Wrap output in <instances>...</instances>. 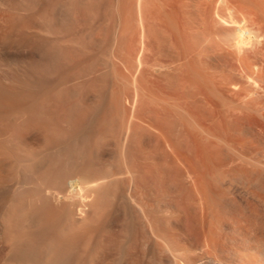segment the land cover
<instances>
[{
    "label": "bare ground",
    "instance_id": "1",
    "mask_svg": "<svg viewBox=\"0 0 264 264\" xmlns=\"http://www.w3.org/2000/svg\"><path fill=\"white\" fill-rule=\"evenodd\" d=\"M10 1H13V0H10ZM32 3L34 2L32 1ZM240 4H238V6ZM24 7H25V3L20 0V3L17 4V6L15 5V8H13L15 10L14 11L15 14H11L6 17H3L4 15H2V17L0 16V22L2 20V23H3V24L0 23V25L2 24V26L9 28V30H13V28L14 29L20 28L23 30V27H25V24H26L24 20L25 17L23 16L24 14H22L23 11L25 10ZM59 10L61 12L64 11V10H61L60 8L58 9V11ZM63 14H60V15L63 17L64 16ZM221 16H223V14ZM140 17H141L140 19L142 20L144 19L142 18V16ZM237 18L239 19L240 16L238 15ZM140 23H141V20H140ZM9 30L8 31L4 30V31H6V33L8 32L7 34H11L14 31L16 32V30L12 32H10ZM17 33H18V30H17ZM4 34L1 36L4 37ZM4 39L5 38H3V40ZM139 43H143V45L145 44L144 42H139ZM140 47H143V46L140 45ZM6 48L7 46H5V49ZM3 50L0 47V69L4 68L3 66L5 65H7L8 67L10 63L13 65L15 62H17L12 57L13 54L8 52V50L7 52ZM142 53L141 55H143ZM160 54L158 56H155L156 58H158L157 60L163 57V56H160ZM136 55L134 57H131L130 55L127 54V56H129L130 58L129 57H127L128 59L124 58L126 62H130L131 66L135 67L134 68L135 71L133 70L132 67L127 66L128 63H126L125 60L122 59L123 56L120 57V54L119 55L113 54L114 58L111 57L110 55V58H113V60L111 59V61L109 62L113 64L111 65L112 68L116 67L118 70L125 69L128 72L131 71L132 69V71L135 73L136 72L138 73L139 72L138 70H140V68H142V64H144V67H146L148 71L151 70L152 72L153 71H156V73L158 72V74H160V77H159L160 79H162V76H163V79H166L164 77L166 76L171 77L172 75H174V73L179 74L178 73L180 72L179 69H181V72H180L181 75L177 77V79L178 78L180 79V82L179 80L177 81L176 79V82L179 84L178 85L179 87L177 86L178 91H180V93L178 92L180 98L178 97V94H177V97H178L177 100L180 99L178 101L179 103H181L180 105L183 108L182 109L180 107L179 111L182 109L180 112L181 113L184 112L185 114H187V116H189L188 113H186L188 109L190 108L187 104L189 103L188 99L191 97L190 96L191 93L189 94L188 92V90H190L189 89L190 87L188 84L189 83L191 84L193 81V84L195 86L193 85L194 91H192L193 90L192 88L191 92L192 94H194L193 95L194 97L192 96L193 98L192 97L191 98L192 100L194 99V101H197L198 99L197 102H201L202 103L201 106H203L202 108H199L201 107L200 103H198L199 104L198 105L192 102V105L194 106L198 105V107H196L197 110L199 109L203 110V111L202 110L196 111V108L193 107V109L195 110L193 114L196 113L197 115H199L198 112L201 113L199 117L196 116V120L199 123L209 118L211 119V121L208 119V121L210 122L209 123L206 121L208 124H212L215 126L217 123L219 124V125H216L218 126V128L219 126H222L221 128H223L228 123L226 127L230 126V128L228 127L227 131L228 129L229 131H233V129L235 128H232L231 124L233 123L236 124L235 122H237V118L239 119V117H240V120L242 119L241 121H243L245 116H241L242 114L243 115H246L247 113L252 114L254 111H255L254 113L257 112L258 114V112L260 111V110L256 111V109L255 108L253 109V107L251 106L252 104L249 102V100H251L252 95L250 99H248L247 95L250 93L253 94V92L251 91V89L247 88L245 85L244 87L246 90L241 89V91L242 92L245 91L246 93L244 94H247L249 90L251 92L249 91L250 93L248 92L247 95H244L246 97L245 98L246 100H243L244 98L242 100L246 101L244 103L245 104L247 103L250 106V108L252 107L250 109V108H247L249 107L248 105L247 107L245 105V108H247L248 111L249 109L250 110L253 109V111L248 112L246 111V109L242 111L243 108L241 107L244 106V103L242 100L241 102L243 105L240 103V101H238L239 102L238 103L236 101V99H238L236 97L237 95L234 94L235 93L234 90L237 89L235 88V86H237L238 84L235 85L236 83L234 82H233L234 84H232V82L230 81L232 80L231 78L232 76L234 75L237 76V73L235 72L236 74H234L233 71L230 72L226 70H225L226 72H224V69H223L224 67H222L221 69L223 71L219 70L220 72L219 74L217 72L218 68L215 70L214 62L209 61L210 60L208 59L209 56H207L208 58L205 57L206 59L202 57V59L203 60L208 59L207 60L208 63L209 62L212 63L211 65L214 66V69L212 68L213 71L211 69V72L208 71L209 69L206 70V68H209L211 65L204 68V66H206L205 63L207 62L206 61L202 62L203 60L200 58L201 55L199 57L196 55V57L193 56L192 58L186 55H183L184 58L187 57L186 59L187 61L190 60L189 58L192 59V62L195 59L194 62L191 63V66L192 64L196 62H197L196 63L197 65H200L199 68H197V70L195 69L196 68L195 66L197 65L194 66L195 67L194 69L196 71L200 69L199 70L200 73L196 72L193 69L195 73L197 74L192 73L194 72L193 70L192 72L189 70L190 73L193 74V76L192 75L186 76V74H188L189 71L187 68L183 66L185 65L184 63L185 60L181 61L183 60L182 57H181V60H179L180 58L179 56L181 55L179 53L177 54L179 56L174 54L177 57L172 55L173 56L172 58L169 57L170 55L165 54L166 59L168 57V59H171V61L166 60V59L163 60L164 57L161 60L165 62H159L153 59L155 62L154 64L158 66V68L156 67L157 70L154 68L156 65L153 64V60H151L152 64L150 63V66H152V68H150L148 62H146L147 61L146 56L145 58L143 57L145 54L143 56H140V55L136 56ZM141 57L145 59V62H143L144 59H142ZM174 57L178 60L177 67L179 65L180 66L179 69L176 68L175 66L176 63L174 64L172 62L175 59ZM217 57H219L218 59L221 60L222 58H224V55L223 57H221V55ZM196 58L198 59L200 64L198 63V61H196ZM132 59H134L133 61L135 63L131 62ZM199 59H201L202 61ZM224 60L225 58L222 59L221 62H224V64L226 65L228 62H226L227 60L226 61ZM167 61H169V64ZM179 61L183 62L184 64L180 65L182 63H180ZM171 62L173 64H170ZM249 62H247L248 65H249ZM146 63L148 64V66H146ZM109 65L107 66V68L109 67ZM170 65L175 66L173 68H175L176 70L178 69L179 71L178 70H177L178 72L176 70L174 71V69L172 68L173 72L172 70H167V71H171L167 73L166 69H169V67L171 69ZM189 65L187 64V67ZM191 66H189V69ZM242 66H243V63H242ZM181 67H183L186 70H184ZM9 68H13V66L12 67L9 66ZM114 68H113V71H114ZM202 68L205 71L203 70L201 71ZM142 70H140L141 73L139 72L141 74V78H138L137 81L135 80L134 86L132 85L130 86L131 88L132 87L135 88V94H133L130 97L125 98L123 95H121L122 93L119 94V92L121 91L118 90L119 91V92L117 91L118 94L115 93L114 94L115 96L112 95V98H111L112 101H110V103L113 102V104H110V103L109 104L112 106V108L114 107L113 109L116 112V115H117L116 117H118L117 120H119V122L117 123L119 124L114 123L116 119H114L115 121L108 119V118H112L111 116L110 117L106 116V113L104 112L107 110V109L105 110V108H108V107H104L106 105L103 106V104H101L100 102H98V104L96 105L93 103L94 107L91 106L93 109L89 107V110L90 109H91L90 111L94 110V112H88L89 111L88 109H85L86 111L77 110V105L81 106L84 104H81V102L80 103L78 102V104L76 105L77 102L72 104L71 101L69 103V99L67 98L70 92L66 95L65 93L66 91L63 89L66 86L64 84L68 83L69 81L66 78H60L57 81L58 86L64 85L62 89L65 92L62 89H61L62 91L59 89L61 91L60 92L61 95L59 94V90H58V93L57 92L56 93L60 96L55 94V97L53 95L50 97L48 95H45L46 97H43L44 94H47V92L43 93L41 91L43 93L42 94L39 88L38 91L36 90L37 93H35L34 92L35 90L33 91L32 87L30 86L31 87L30 88L26 84L27 82H24V80H22V78H24V75H25L24 74L22 77V73L26 72V70L24 72L23 67L22 68L19 67V71L21 73L18 71H15V74L19 75V78H21L22 81L19 80L15 74L10 75L9 72L11 71L6 72L7 74H9V75H6L4 73L5 71L3 72L1 70L2 72H0V264H264V220H262L264 219V217L260 218L257 211L254 210V206L250 205L246 201L248 205L253 206L254 212L251 209L252 207L248 206L246 203H245V206H246L245 208L240 207V206H243L240 204L239 208L241 209V211H243L242 212L243 215L240 216L241 218L240 217L237 218L239 214L236 213L237 215L236 216L235 212L237 210L236 207L239 205V203L237 204V206H235V203H237L238 200L236 199V197L233 198L234 194H236V192H239V191L241 193H244V195L249 194L250 192L249 188H251L252 187L251 185L253 184H258L262 188V189L260 188V191L264 190V142L259 137L260 139L259 144H258L259 147L256 146L257 142L255 144V141L258 138L257 137L256 139L254 138L255 140L253 141L254 142L253 144V142L250 140L251 137L248 136L250 131L247 133V131L249 130V126L244 127L245 124L243 125V127L244 129L248 127L247 128L248 130H246L247 134L244 132L245 130L243 131V133L241 132L242 134L245 133L244 134L245 137L242 135L244 138L240 142V140H238V138L236 139L234 135L232 137V134H236V133H232L228 131L230 134L232 133L231 137H229L230 136L229 134L228 139H226L228 135V133L226 132L227 133L226 135L224 136L220 135L222 139H224V137L226 136L225 137L226 140L225 139L222 140L217 135V133L219 134V131H215L216 132L215 134V132H213L212 130V129L218 130L216 126L215 127L212 125L206 126L205 124H203V122L195 125L197 121L193 120L195 122L194 124L195 129H196L195 131H198L197 129H199L201 133L200 134L198 132L197 134L199 135L195 134L193 137L197 141L201 138L202 140L205 141L207 146H209L212 149L206 147L205 143L204 142L202 143V140L201 142L200 140L198 142H195L194 140L195 143L192 142V144L193 143L194 144L200 143V145L202 144L201 145L202 149H203V146H205L207 149L210 150V153H215L214 156L218 154L220 155L223 154L224 150L222 151V153H219V150L221 148L222 149L227 148L226 150L229 152V155H226L227 151L225 150L226 152L224 154L225 156L223 155V162L221 160L222 158L220 155L219 156L221 159L219 158V156L218 158L221 161L219 159H214L216 163L215 162L213 163V160L211 161L209 159V158L213 159L214 157L213 155H211L213 157L210 156L209 158L204 156L205 159L208 158V161L212 162L211 166L209 165L210 168L208 167L209 170L208 168H206L207 170L205 171L204 167L202 168L201 166V158L199 161V153H200L199 147H196L194 145H192V149L190 147L191 145H190L189 140L191 136H189L190 133L186 129L185 127L186 125H184L185 123L182 121V119L186 117L185 114L184 113L179 114L180 115L179 118L181 119L179 118L173 119V116L171 115L170 111L171 109H173L174 105L170 104L169 106H171V108H169L168 104L170 103L169 102L170 100L167 98L165 100L163 96L162 97L164 99H162V101H158V103L161 102V104L159 103V105L161 106L156 104L157 108L154 107L155 109H158L156 110L157 114H154L152 112L154 115H157V116L153 117L154 115H152L153 120L151 119L152 118L151 116H150V119L153 121V123L154 121L159 122V123L157 122L156 125L160 124V127L164 130L165 135L161 133L163 130L161 131L160 127H158L159 129L156 128L157 130H160L159 132L161 134V135L155 134L157 137H154V135L153 137L152 135L149 136L150 135V134L148 135L149 132L146 134L144 133L143 135L140 134L144 132L143 130H141L140 126H137L140 124V123L138 124V122L142 120V118L141 119L138 118L139 117L138 114L140 112L139 109L142 108L143 106V102H141L142 105H140L141 104L140 101L142 97H145L144 99H146L148 97L147 94L151 95L152 94L151 92L153 91V90L151 91V89L156 87L155 82H158V80L160 81V79L152 76L154 77L153 79L154 82L153 80H149L150 82L147 83L148 80L145 81V79L142 78V74H144L145 69L143 73H142ZM164 70L166 71L167 75L164 74ZM101 71H99L98 69V71L96 72L98 75L97 78L101 77L100 76ZM132 71L130 73H132ZM223 72L224 74L225 73L227 74L226 77L224 76L225 78H227L228 73L229 74L233 73V74L232 76L231 74L229 75L231 76L230 77L231 79H229V82H226L227 79L225 80V78L222 77L224 78L223 82L225 80V83L223 85H220V82H222V80L220 81L219 80L220 77L218 78L217 75L219 74V76H222ZM162 73L164 75H162ZM183 73L185 74L184 76L182 75ZM158 74L156 75L159 76ZM13 75L15 76L13 77ZM174 76L172 77L174 78ZM189 76L196 78V80L194 78L192 79V77H189ZM172 77L171 78L167 77L166 81L164 80L163 82H161L162 81L161 80L160 82H158V86L160 88L158 89L157 88L158 86L156 88L160 91L161 89L163 91L164 89L166 90L168 87H170L169 86L170 83L168 84V87L165 84H167L169 81H171V84H172V80H170L172 79ZM187 77L190 79L189 80L190 82H188ZM241 77L243 78V75ZM245 78L247 80V77H244V79ZM248 78L250 79L249 76ZM139 79L140 81H138ZM115 80H112V81H115ZM205 80L206 81L208 80L207 84ZM218 80L220 81L219 83H218ZM235 80L236 79H234V81ZM98 81H101V80H98ZM249 81L254 82L251 79ZM118 82L120 83V80ZM142 82L144 83L142 84ZM195 82L197 83V85H199V87L196 86ZM209 82H211V84ZM159 83L160 84L163 83L164 85L162 84L161 86L159 85ZM139 84L141 85L149 84L151 85V87L148 85V87L150 88L147 87V89H144L146 88V85L145 87L144 86L141 87ZM152 84L155 86L152 87ZM226 85H227V88H226ZM116 86L118 85L116 84ZM195 87L198 89L197 92L195 91L196 90ZM148 89L150 90V92L148 91L149 93L146 92ZM239 90L238 92H240ZM261 90H262V87H261ZM72 93L75 94L74 91ZM169 94H171V92ZM237 94L239 97V93ZM241 95H243V93ZM154 96H152V98L153 100L156 101L158 99L156 98L157 94L155 96L156 99H154ZM47 97H49V99H47ZM51 97L53 98L58 97V98H56V100L54 101V100H50V99H53ZM77 97H80V95ZM100 97L101 96L96 97V98H100ZM234 97L236 98L234 99ZM171 98L172 100L175 99L172 96ZM42 99L43 101H41ZM45 99H47L48 101H46ZM144 99L142 101H144ZM159 100H161V98ZM186 100L188 101V103ZM174 101H176V99L173 100V102ZM102 103L104 102L102 101ZM139 105L141 107H139ZM137 107H138V111H136ZM257 107L263 108L259 105ZM126 109L130 111V114H129L128 120L124 121L122 119V116L126 114L125 113L127 112ZM262 110L264 109H261L260 113H262ZM237 111H238V114L240 112L239 117L237 116L238 115ZM245 111H246V114H245ZM136 112H138V114ZM167 112H169L170 115L167 114ZM202 112L205 113V116L207 115L208 117L204 116L203 119H201L200 121L197 118H200L202 115H204L202 114ZM87 113H95L96 117L93 120L88 119L89 121L83 124L82 123L83 119H85V116L87 115ZM251 114H247L249 118L251 117L250 120H252L253 118ZM47 115L50 117L48 122H46L48 118L46 117V120H45V117H44ZM181 115L183 116V118ZM263 115H264V112L262 113V116ZM41 116L44 117L42 120H41L42 118ZM257 116L259 118V116L261 115H257ZM194 117H195V114H194ZM246 117H245V122H247L246 120L250 121L249 119H246ZM223 119L227 121L226 124H224L225 121H223ZM262 119L264 120V118ZM43 120H45V122ZM215 120H217V122ZM229 120L232 121L233 123L229 122ZM111 121L113 123H111ZM221 121L222 123L224 122L222 125L220 124ZM229 123L231 124L229 125ZM261 123L262 122H260V126L262 128L264 125L262 124L263 125L262 126ZM113 124L114 126L116 125L117 126L113 127ZM191 124L189 125L192 127ZM234 124L233 126L236 127L237 125H234ZM152 126L154 125L152 124ZM196 126L198 128H196ZM243 127L241 128L242 130H243ZM236 129L234 130V132H236ZM262 129H260V131L264 132V130ZM155 131L156 130H154V132ZM172 131H176V133L175 132L173 133ZM263 132L262 134L259 132V136L261 134V137L262 135L264 137ZM196 137H199V138L197 139ZM237 140L239 143H237ZM151 142L153 144V147H155V152L153 154L152 153L147 154V152H145L142 149H146L147 147L146 148L144 147L148 146V143L151 144ZM174 143L178 144V149L180 148L179 151L182 149L183 153L184 152L189 153L191 152V150H193L196 156L194 157L196 158L194 160H196L198 163L200 162V164H198V167H197L198 170L196 169L192 171H190L189 169L187 170L188 166L190 167V169L192 168L194 169V167L197 166V164L195 166L188 165L187 163L188 160L186 158L187 156H185V153L184 155L182 154L183 156L180 155L182 151L179 152L178 149L176 153L175 152L176 149H174L175 148ZM219 144H223L226 147L225 146L223 147L222 145L219 146ZM142 146L143 148L141 149ZM193 146L194 148L196 147L195 151H194ZM253 146H254V149L255 147H257L256 148L257 150L255 149L256 151L253 149ZM168 147L170 149H168ZM238 147H241V148L238 149ZM213 148H214V151L216 150V152H212ZM172 151L176 153L177 157H181V158H177L175 155H174L175 157L172 156L174 154ZM202 155L200 153V156ZM226 156H227V159H226ZM173 157L175 158V160L178 159L176 161L182 162L183 163V164L181 163L182 165L186 164L187 167L181 166L179 162H178L179 164H177L176 161H175L176 164L179 166L177 165H176L177 167L174 166L172 163L174 159ZM215 158H217V156H215ZM147 162H149L150 165H147L146 164ZM143 163L146 164L147 167L146 166L145 167L147 171L145 170V167L142 166ZM155 164H158L159 167H157ZM171 171L173 173L175 171L174 175ZM182 171H185L186 174L183 175L181 173ZM176 173L177 175H175ZM188 174H190L191 176ZM182 175L187 176L185 177L187 178V181H188V182L186 181L187 183H183L185 182V179ZM175 176L176 178H173ZM181 177H183L182 180L184 181H181ZM148 179H150L151 181L152 180L155 181V179L156 180L158 179V180L157 182H154V181L149 182L150 180ZM206 179H209V180H206ZM208 182L212 184V186L208 184ZM239 184L242 185V188ZM157 188H159V190H157ZM163 189H166L164 191L167 192L168 195L173 194L175 197L174 198L171 197L168 200H164L165 198L163 200L162 199L160 200V199L151 198V196H149V195H152V192H155V190H157L158 193L161 190L164 194ZM240 194L238 195L240 196ZM228 196L229 197L231 196L230 199L228 198ZM153 197L155 196L153 195ZM263 197L261 196L260 199L262 200ZM256 201H259V203L261 204L260 205L261 207L264 206L263 200L260 201L258 199ZM232 202L233 203L235 202V203L233 204ZM184 204L188 205L189 208ZM233 205L236 210H234V207L232 208ZM187 208L189 209L188 213L191 212L190 209L194 213L193 218L192 217L188 218V215L186 213ZM231 208L234 211H232ZM239 213L241 214V212ZM173 214L176 216V218H177V215H179L181 219L178 217L179 219L173 220L175 218ZM180 215H182V217ZM171 216L173 217V219ZM259 218L261 220H259ZM181 221L184 224L189 223V225H193L194 230L192 228L191 229L184 228L182 231L180 226H182L183 224L181 223ZM176 226L180 227V230H178Z\"/></svg>",
    "mask_w": 264,
    "mask_h": 264
},
{
    "label": "rangeland",
    "instance_id": "2",
    "mask_svg": "<svg viewBox=\"0 0 264 264\" xmlns=\"http://www.w3.org/2000/svg\"><path fill=\"white\" fill-rule=\"evenodd\" d=\"M16 1V2H15ZM13 0V1H10V0H0V16L2 17V15H4L3 17H6V16H9V15H11V14H15V10L13 9V8H15V5L17 6V4H19L20 3V0ZM21 1H23L24 3H25V7H24V11H23V13L22 14H24L23 16L25 17L24 18V20H25V22H26V24H25V27H23V30L22 29H20V28H13V30H9V28H7V27H4V26H2V20H1V22L0 23H2L1 25H0V39H1V41H0V47L2 48V50H3V48H4V50L7 52V50H8V52H10L11 54H13L12 55V57L17 61V62H15L13 65L10 63L9 65H8V67H7V65H5V66H3L4 68H1L0 69V72H4L6 75H9V74H7L6 72H9V71H11V72H9L10 73V75H12V74H15V71H18V72H20L19 71V67H23V70H24V72H25V70H26V72L25 73H22V77H23V75H24V78H22V80H24V82H27L26 84L30 87H32V90L35 92V93H37V91H38V89L40 90V92L42 91L43 93L45 92H47V94H44V96L43 97H46L45 95H48L49 97L50 96H54L55 97V94H57L58 93V90L60 89H62L63 87H64V85H66L67 87L69 86V84H70V86L67 88L66 86L62 89L65 93H66V95L68 94V98L67 99H69V103H70V101H71V103L72 104H74V103H76V105L78 104V102L80 103L81 102V104H84V105H81V106H79V105H77V110H85V109H88L89 110V107H91V106H93L94 107V104L96 105V104H98V102H100L101 104H103V106L104 105H106V106H104V107H108V108H105V110L106 111H104L105 113H106V116H108V117H112V118H108V119H111V120H114V119H116V121L114 122L115 124L117 123V122H119V120H117V118L118 117H116L117 115H116V112L114 111V107L112 108V106L110 105V104H113V102L112 103H110V101H112L111 100V98H112V95H114L115 93L116 94H118L117 93V91L119 90V91H121V92H119V94H121V95H123L125 98L126 97H130V96H132L133 94H135V88L134 87H130L131 85L132 86H134L135 85V80L137 81V79L138 78H141V72H140V70H142L143 68L145 69V72H144V74H142V78H144L145 79V81H147V83L148 82H150L149 80H153L154 79V77L155 78H158V79H160L159 77H160V74H158V72L156 73V71H153V72H155V73H153L151 70H149L148 71V69L146 68V67H144V64H142V68H140V70H138L139 72L136 74L135 72H133L132 71V69H131V71H132V73H130L131 71H126L125 69H123V70H118L116 67L114 68V71H113V68H112V66L111 65H113L111 62H109V61H111V59L113 60V54L115 55V54H117V55H119L120 54V57L121 56H123V60H125L127 57H129V56H127V54L128 55H130L131 57H134L136 54L137 55H140V56H143L144 54V58H145V56H146V62H148V64H149V66H150V63L152 62L151 60H153V59H155V61L158 59V58H156L155 56H158L160 53L161 54H163V55H161L160 54V56H163L164 57V59H163V57L162 58H160L159 60H157V61H159V62H165V61H163V60H165L166 59V55L165 54H168V55H170L169 57L170 58H172L173 56H175V55H177L178 53L179 54H181L180 56L179 55H177V56H179L180 58H179V60H181V57H182V59L183 60H181V61H184L185 60V65H183L184 63L183 62H180V63H182V64H180V65H183L185 68H187L188 69V71L190 70L191 72H192V70L195 68L196 70H197V68H199V66L200 65H197L196 63V61H198V57L201 55V59H202V57L203 58H208L207 56H209V58L208 59H210L209 61H212V62H214V64H215V70L217 69L218 71V73L220 74V72H219V70H222L221 68L222 67H224L223 69H224V72H226V71H233V73L234 74H236L237 73V76L236 75H234V76H232V74H231V76H229L230 74L228 73V76H229V78H228V76H227V78H225L226 77V73L224 74V72H223V74H222V76H219V74L217 75L218 76V78L220 77V81L222 80V82H223V79L225 78V80H226V82H229V79H231L232 78V80H230L231 82H232V84H234V83H236L235 85H237L239 88H240V90H239V88L237 87V86H235V88H237L236 90H234L235 91V95H237L236 97L238 98V99H236V101L238 102V101H240V103L242 104V102H241V100L243 99V100H246L245 98V96L244 95H247L248 94V92L250 91H248L247 92V94H244V93H246L245 91L244 92H242L241 91V89H244V90H246L245 89V87H244V85L247 87V88H249V89H251V91L253 92V94L252 93H250V94H248L247 95V97H248V99H250L251 98V95H252V98H251V100H249V102L252 104L251 106L253 107V109L255 108L256 109V111L258 110H260L261 111V109H264V5H262V4H264V0H245V1H243V0H21ZM32 1L34 2V3H32ZM120 1H122V2H120ZM138 1V2H137ZM204 1V2H203ZM219 1H221V2H219ZM225 1V2H224ZM233 1V2H232ZM249 1V2H248ZM56 2V3H55ZM79 2V3H78ZM99 2V3H98ZM230 2H231V4H230ZM235 2V3H234ZM255 2H256V4H255ZM2 3H3V5H2ZM40 3V4H39ZM241 3V4H240ZM253 5H252V4ZM57 4V5H56ZM113 4V5H112ZM122 4V5H121ZM230 4V5H229ZM238 4H240L239 6H238ZM11 5H12V7H11ZM62 5V6H61ZM224 5H226V6H224ZM256 5V6H255ZM220 6V7H219ZM245 6V7H244ZM88 7V8H87ZM99 7V8H98ZM205 7V8H204ZM226 7V8H225ZM241 7V8H240ZM250 7H251V9H250ZM256 7V8H255ZM61 9V10H64L63 12H61L60 10L58 11V9ZM63 8V9H62ZM230 8V9H229ZM246 8V9H245ZM258 8V9H257ZM92 9V10H91ZM139 9V10H138ZM154 9V10H153ZM163 9V10H162ZM234 9V10H233ZM237 9V10H236ZM160 10V11H159ZM207 10V11H206ZM239 10V11H238ZM247 10V11H246ZM263 10V11H262ZM3 11V12H2ZM58 11V12H57ZM125 11V12H124ZM173 11V12H172ZM202 11V12H201ZM209 11V12H208ZM212 11H213V13H212ZM230 11V12H229ZM233 11H234V13H233ZM252 11V12H251ZM10 12V13H9ZM25 12V13H24ZM61 12V13H60ZM164 12V13H163ZM215 12H217V13H219V14H217V13H215ZM229 12V13H228ZM236 12V13H235ZM261 12H262V14H261ZM58 13V14H57ZM64 13V14H63ZM105 13V14H104ZM112 13V14H111ZM135 13V14H134ZM139 13V14H138ZM142 15H141V14ZM166 13V14H165ZM205 13V14H204ZM215 13V14H214ZM244 13V14H243ZM246 13V14H245ZM249 13H250V15H249ZM257 13V14H256ZM60 14H63L64 16L62 17ZM67 16H66V15ZM144 14V15H143ZM147 14V15H146ZM208 14V15H207ZM212 14H213V16H214V18H213V16H212ZM223 14V16H221ZM229 14V15H228ZM260 14V15H259ZM59 15V16H58ZM147 17H146V16ZM219 15V16H218ZM225 15V16H224ZM230 15H232V16H230ZM234 15V16H233ZM238 15L240 16V18L238 19L237 17H238ZM243 15V16H242ZM252 15H254V16H252ZM137 18H136V17ZM140 16H142V18H144L143 20L142 19H140L141 17ZM144 16V17H143ZM166 16V17H165ZM237 16V17H236ZM63 19H62V18ZM209 17V18H208ZM226 17V18H225ZM251 17V18H250ZM256 17V18H255ZM65 18V19H64ZM74 18V19H73ZM96 18H98V19H96ZM211 18V19H210ZM225 18V19H224ZM244 18V19H243ZM258 18V19H257ZM138 19V20H137ZM219 19V20H218ZM222 19V20H221ZM224 19V20H223ZM140 20H141V23H142V21H143V23L141 24L140 23ZM177 20V21H176ZM204 22H203V21ZM212 20V21H211ZM218 20V21H217ZM36 21V22H35ZM136 21V22H135ZM207 21V22H206ZM211 21V22H210ZM220 21V22H219ZM261 23H260V22ZM39 22V23H38ZM177 22V23H176ZM215 22V23H214ZM234 22V23H233ZM253 22V23H252ZM44 23V24H43ZM54 23V24H53ZM129 23V24H128ZM176 23V24H175ZM206 23V24H205ZM209 23H211V24H209ZM36 24V25H35ZM120 24V25H119ZM121 24H123V25H121ZM131 24V25H130ZM140 24V25H139ZM257 26H256V25ZM261 24V25H260ZM39 25V26H38ZM226 25V26H225ZM260 25V26H259ZM263 25V26H262ZM115 26V27H114ZM187 26V27H186ZM100 27V28H99ZM108 27V28H107ZM125 27V28H124ZM144 27V28H143ZM259 27V28H258ZM4 28V29H3ZM7 28V29H6ZM122 28H123V30H122ZM233 28V29H232ZM20 29V30H19ZM28 29V30H27ZM49 29V30H48ZM133 29V30H132ZM141 31H140V30ZM146 29V30H145ZM225 29H226V31H225ZM229 29V30H228ZM4 30H6V31H10V32H12V31H14V30H16V32L14 31V32H12L11 34H7L6 33V31H4ZM17 30H18V33H17ZM231 30V31H230ZM235 30V31H234ZM2 31H3V33H2ZM108 31V32H107ZM114 31V32H113ZM117 31V32H116ZM144 31V32H143ZM147 31V32H146ZM9 32V33H10ZM21 32V33H20ZM122 32V33H121ZM134 32V33H133ZM203 32V33H202ZM236 32V33H235ZM4 33H6V34H4ZM13 33H14V35H13ZM16 33V34H15ZM23 33V34H22ZM144 33V34H143ZM147 33V34H146ZM4 34V37L3 36H1V35H3ZM146 34V35H145ZM12 35H13V37H12ZM16 35H17V37H16ZM51 35V36H50ZM125 35V36H124ZM136 35V36H135ZM142 35V36H141ZM219 35V36H218ZM232 35V36H231ZM238 35V36H237ZM95 36V37H94ZM145 36V37H144ZM147 36V37H146ZM217 36V37H216ZM240 36V37H239ZM9 37V38H8ZM214 39H213V38ZM3 38H5L6 39V41H5V39L3 40ZM90 38V39H89ZM119 38V39H118ZM123 38V39H122ZM143 38V39H142ZM234 38V39H233ZM121 39H122V41H121ZM125 39V40H124ZM149 39V40H148ZM210 39V40H209ZM218 39V40H217ZM3 40V41H2ZM11 40V41H10ZM16 40V41H15ZM56 40V41H55ZM140 40H142V41H140ZM144 40V41H143ZM148 40V41H147ZM214 40H216V41H214ZM243 41V43H242V41ZM7 41H9V42H7ZM18 41H19V43H18ZM25 41V42H24ZM65 41V42H64ZM96 41H97V43H96ZM102 41V42H101ZM117 41V42H116ZM128 41V42H127ZM238 41V42H237ZM7 42V43H6ZM22 42V43H21ZM93 42H94V44H93ZM100 42V43H99ZM130 42H132V43H130ZM139 42H144L145 44L143 45V43H139ZM237 42V43H236ZM5 43H6V45H5ZM9 43V44H8ZM12 43V44H11ZM95 43H96V45H95ZM117 43V44H116ZM126 43V44H125ZM137 43V44H136ZM218 43V44H217ZM8 44V45H7ZM11 44V45H10ZM21 44V45H20ZM123 44V45H122ZM149 44V45H148ZM215 44V45H214ZM20 45V46H19ZM79 45V46H78ZM84 45V46H83ZM95 45V46H94ZM120 45V46H119ZM129 45V46H128ZM140 45L141 46H143V47H140ZM240 47H239V46ZM5 46H7V48L5 49ZM22 46V47H21ZM68 46V47H67ZM92 46V47H91ZM119 46V47H118ZM147 46H149V47H147ZM13 47V48H12ZM17 47V48H16ZM52 47V48H51ZM97 47V48H96ZM126 47V48H125ZM133 47V48H132ZM136 47V48H135ZM200 47V48H199ZM215 47V48H214ZM15 48V49H14ZM22 48V49H21ZM57 48V49H56ZM117 48V49H116ZM120 48V49H119ZM143 48V49H142ZM224 48V49H223ZM151 49V50H150ZM220 49V50H219ZM245 49V50H244ZM3 50V51H4ZM84 50H85V52H84ZM217 50V51H216ZM222 50H224V51H222ZM120 51V52H119ZM140 51V52H139ZM149 51V52H148ZM199 51V52H198ZM127 52V53H126ZM132 52V53H131ZM139 54H138V53ZM143 52V53H142ZM221 52V53H220ZM72 53V54H71ZM85 53V54H84ZM119 53V54H118ZM130 53V54H129ZM141 53L143 54V55H141ZM217 53H219L220 55H221V57H223V55H224V58H225V60L224 61H226V62H228L226 65L224 64V62H221V60L222 59H224V58H222L221 60L220 59H218L219 57H217V56H220L219 54H217ZM227 53V54H226ZM235 53V54H234ZM21 54V55H20ZM92 54V55H91ZM175 54V55H174ZM223 54V55H222ZM109 55V56H108ZM110 55H111V57H113V58H110ZM125 55V56H124ZM136 55V56H137ZM153 55V56H152ZM173 55V56H172ZM183 55H186V56H188V57H193V56H195L196 57V55L198 56L197 58H196V63H194V64H192V66H191V63H193L194 62V60H193V62H192V59L191 58H189L190 60H191V62H190V60L189 61H187L186 59H187V57L186 58H184L183 57ZM229 55V56H228ZM177 56H175V57H177ZM215 56V57H214ZM242 57V59H241V57ZM51 57V58H50ZM143 57H141L142 59H144ZM174 57V58H175ZM239 57V58H238ZM110 58V59H109ZM125 58V59H124ZM130 58V57H129ZM205 58V59H206ZM217 58V59H216ZM232 58V59H231ZM128 59V58H127ZM161 59H163V60H161ZM201 59H199V60H201ZM201 60L202 62H204V61H206L207 63H205L206 64V66H204V68L205 67H208V66H210L212 63H208V59L207 60ZM240 59V60H239ZM244 59V60H243ZM105 60V61H104ZM131 60V59H130ZM129 60V61H130ZM134 59H132V61L131 62H134L133 61ZM166 60H169V61H171V59H168V57H167V59ZM173 60V59H172ZM217 60V61H216ZM220 60V61H219ZM128 61V60H127ZM143 61V60H142ZM169 61H167L168 62V64H169ZM174 61H176V62H174ZM174 61H172L174 64H175V66H176V68H178L179 69V65H178V67H177V59L175 58L174 59ZM187 61V62H186ZM238 61V62H237ZM242 61V62H241ZM250 61V62H249ZM262 61V62H261ZM109 62V63H108ZM125 62H126V60H125ZM143 62H145V59H144V61ZM158 62V63H159ZM170 63V64H173V63ZM225 62V63H226ZM239 62H241V63H239ZM247 62H249V65H250V67H249V65L247 64ZM4 63V62H3ZM16 63H17V65H16ZM39 63V64H38ZM45 63V64H44ZM126 63H128L127 64V66H130V67H132L133 68V70H134V68L135 67H133V66H131V64H130V62H126ZM135 63V62H134ZM155 62H154V60H153V64H154ZM157 63V62H156ZM198 63H199V61H198ZM242 63H243V66H242ZM5 64H7V63H5ZM60 64V65H59ZM92 64V65H91ZM104 64H105V66H104ZM107 64V65H106ZM110 64V65H109ZM148 64L146 63V66H148ZM152 64V63H151ZM187 64L189 65V66H191V67H193V68H191L190 67V69H189V66L187 67ZM200 64V63H199ZM204 64V65H205ZM209 64V65H208ZM221 64V65H220ZM4 65V64H3ZM22 65V66H21ZM52 65V66H51ZM66 65V66H65ZM91 65V66H90ZM109 65V67L107 68V66ZM133 65V64H132ZM135 65V64H134ZM154 65H156V64H154ZM154 65H153V67H154ZM195 65H197V66H195ZM223 65V66H222ZM225 65V66H224ZM252 65V66H251ZM262 65V66H261ZM9 66H13V68H9ZM17 66V67H16ZM45 66V67H44ZM65 66V67H64ZM111 66V67H110ZM171 66V65H170ZM175 66H171V69H170V67H169V69H166V71L167 70H172V72H173V69H174V71L176 70L175 68H173V67H175ZM195 66V67H194ZM203 66V65H202ZM217 66V67H216ZM220 68H219V67ZM258 66V67H257ZM5 67H7V68H5ZM30 67V68H29ZM62 67V68H61ZM158 68V66L156 65L154 68L157 70V68ZM260 67V68H259ZM9 68V69H8ZM14 68H15V70H14ZM16 68H17V70H16ZM90 68V69H89ZM150 68H152V66H150ZM173 68V69H172ZM181 68H183V67H181ZM214 69V66L213 65H211L209 68H206V70L207 69H209L208 71L209 72H211V69ZM6 69V70H5ZM98 69H99V71H101V74H100V76L101 77H99V78H97V71H98ZM111 71H110V70ZM144 69L142 70V73H143V71H144ZM154 69V70H155ZM177 69V70H178ZM184 69V68H183ZM182 69V70H183ZM194 69V70H195ZM213 69H212V71H213ZM251 69V70H250ZM2 70V71H1ZM34 70V71H33ZM86 70V71H85ZM92 72H91V71ZM107 70V71H106ZM116 70V71H115ZM159 70V69H158ZM176 70V71H177ZM180 70V72H181V69H179ZM178 70V71H179ZM184 70H186V69H184ZM183 70V71H184ZM193 70V71H194ZM195 70V71H196ZM199 70L200 69H198V71H196V72H198V73H200L199 72ZM205 71L203 68L201 69V71ZM226 70V71H225ZM63 71H64V73H63ZM113 71V72H112ZM135 71V70H134ZM150 71H151V73H150ZM166 71L164 70V74H166ZM177 71V72H178ZM182 71V72H183ZM187 71V72H188ZM190 71L188 72V74H186V76L187 75H192L193 76V74H191L190 73ZM195 71L194 72H192V73H195ZM208 71H206V72H208ZM223 71V70H222ZM261 71H262V73H261ZM168 72H171V71H167V73ZM176 72V73H177ZM180 72H178L179 74H175L174 73V75L176 76V78H175V76L174 75H172V76H174V78L172 77V79H170V80H172V84H171V81H169L167 84H165V85H167V87H168V84H169V86L170 87H168L169 88V90H168V88L165 90L164 89V91L161 89V91H162V93H161V91L160 90H158L160 87L158 86V82H160L161 80V82H163L164 80L166 81L167 80V77L168 78H171L170 76H166V77H164V78H166V79H163V76H162V79H160V81L158 80V82H155V83H153V84H155L156 85V87L158 88H152L151 89V95L152 96H156V94H157V96H156V98H158L156 101L155 100H153V98H152V96L151 95H149V94H147V96L148 97H150V98H148L147 96V98L146 99H144L145 97H142V99H141V101H140V103L141 102H143V106H142V108H140L139 110H140V112H139V114H138V112H136L137 114H138V118L139 119H141L142 118V120H140L139 122H138V124L139 125H137V126H140V128H141V130H143L144 132L143 133H140V134H146V133H148V135L149 136H151L152 135V137H153V135H154V137H157L156 135L157 134H159V135H161L160 134V130H157L156 128H158V127H160V124H157L156 125V123L158 122H155L154 121V123H153V117H155V116H157V115H154V114H157V112H156V110H158V109H155V108H157V106H156V104L157 105H159V103L161 104V102H159L158 103V101H162V99H164L165 98V100H166V98L167 99H169L170 101V103L168 104L167 102V104H168V106L170 105V104H172V105H174V107H173V109H171V115L173 116V119L174 118H179L180 117V111L183 109L182 107H181V103H179V101L178 100H180V99H178L177 100V98L179 97V93H180V91H178V83L176 82V79H177V77H179V75H181L180 74ZM185 72V71H184ZM216 72V71H215ZM236 72V73H235ZM242 72V73H241ZM21 73V72H20ZM27 73V74H26ZM81 73V74H80ZM93 73H94V75H93ZM116 73V74H115ZM119 75H118V74ZM125 73H126V75H125ZM129 73V74H128ZM134 73V74H133ZM149 73V74H148ZM154 75H153V74ZM159 73H160V71H159ZM190 73V74H189ZM203 73V72H202ZM65 74V75H64ZM92 74V75H91ZM115 74V75H114ZM152 74V75H151ZM156 74H158L159 76H157ZM163 73H162V75H164ZM195 74H197V73H195ZM215 74H217V73H215ZM263 74V75H262ZM16 75V74H15ZM15 75H13V77L15 76ZM70 75V76H69ZM117 75V76H116ZM121 75V76H120ZM128 75V76H127ZM131 75V76H130ZM135 75V76H134ZM157 77H156V76ZM167 75V74H166ZM171 75V74H170ZM183 76L185 75L184 73L182 74ZM239 75V76H238ZM243 75V78L241 77ZM246 75V76H245ZM254 75V76H253ZM17 76V78L19 79V80H21V78H19V75H16ZM66 76V77H65ZM119 76V77H118ZM133 76V77H132ZM137 76V77H136ZM151 76V77H150ZM152 76H154V77H152ZM185 76V77H186ZM192 76H189V77H192ZM225 76V77H224ZM248 76L250 77V79L251 80H253L254 82H252V81H249L250 79L248 78ZM40 77V78H39ZM77 77V78H76ZM96 77V78H95ZM103 77V78H102ZM111 77V78H110ZM121 77V78H120ZM222 77H224V78H222ZM231 77V78H230ZM238 77V78H237ZM244 77H247V80H246V78L244 79ZM255 77V78H254ZM60 78H66L67 80H69L68 81V83H66V84H64V85H59V86H61V87H59L58 86V79H60ZM74 78V79H73ZM116 78H118V79H116ZM150 78V79H149ZM194 77H192V79H193ZM218 78H216V79H218ZM222 78V79H221ZM241 78V79H240ZM71 79V80H70ZM78 79V80H77ZM117 80V82H116V80ZM123 79H125V80H123ZM174 79V80H173ZM187 79H188V82H190L189 80V78L187 77ZM191 79V80H192ZM195 80H196V78H194ZM234 79H236L235 81H237V82H235L234 81ZM21 80V81H22ZM84 80V81H83ZM91 80V81H90ZM98 80H101V81H98ZM112 80H115V81H112ZM120 80V83L118 82ZM123 80V81H122ZM142 80V79H141ZM157 80V79H156ZM155 80V81H156ZM179 80V82H180V79L178 78L177 79V81ZM194 80V81H195ZM218 80V83L220 82ZM225 80H224V82L222 83V82H220V85H223L224 83H225ZM245 80H246V82H245ZM96 81V82H95ZM98 81V82H97ZM108 81V82H107ZM138 81H140V79L138 80ZM206 81V80H205ZM208 81V80H207ZM207 81H206V84H207ZM75 82H76V84H75ZM84 82V83H83ZM114 82V83H113ZM153 82H154V80H153ZM217 82V81H216ZM234 82V83H233ZM239 82V83H238ZM248 82H250V83H248ZM106 83V84H105ZM140 83V82H139ZM144 82H142V84H143ZM146 83V82H145ZM152 83V82H151ZM177 83V84H176ZM199 83V82H198ZM210 84H211V82H209ZM218 83H216V84H218ZM222 83V84H221ZM247 83V84H246ZM116 84L118 85V86H116ZM138 84V83H137ZM150 84V83H149ZM148 84V85H149ZM152 84V87H154L155 85H153ZM162 84L163 83H159V85H161L162 86ZM195 84H196V86H198L199 87V85H197V83L195 82ZM250 84H251V86H250ZM33 85V86H32ZM38 87H37V86ZM72 85V86H71ZM76 85V86H75ZM83 85V86H82ZM112 85V86H111ZM141 87H145V85H141V84H139ZM148 85H146V88H144V89H147V87H148ZM164 85V84H163ZM175 85V86H174ZM189 85V89L190 90H188V92H189V94H190V96L192 97L194 94H192V92H191V89L195 86L194 84H193V81H192V83L190 84H188ZM194 85V86H193ZM209 85V84H208ZM257 85V86H256ZM58 86V87H57ZM123 86V87H122ZM150 87H151V85H149ZM178 86V87H177ZM218 86V85H217ZM225 86V85H224ZM249 86V87H248ZM30 87V88H31ZM75 87V88H74ZM78 87H79V89H78ZM81 87H83V88H81ZM90 87H91V89H90ZM98 87V88H97ZM111 87V88H110ZM116 87V88H115ZM121 87V88H120ZM128 87H130V88H128ZM150 87H148V88H150ZM244 87V88H243ZM253 87V88H252ZM261 87H262V90H261ZM34 88H36V89H34ZM72 88H74V89H72ZM114 88V89H113ZM166 88V87H165ZM196 88V87H195ZM222 88V87H221ZM225 88V87H224ZM226 88H227V85H226ZM225 88V89H226ZM259 88V89H258ZM47 89V90H46ZM82 91H81V90ZM93 89H94V91H93ZM130 89V90H129ZM172 89V90H171ZM176 89V90H175ZM37 90V91H36ZM52 90V91H51ZM57 90V91H56ZM59 90V94L61 95V91ZM76 90V91H75ZM78 90V91H77ZM134 90V91H133ZM158 90V91H157ZM197 88H196V92H197ZM238 90L240 91V92H238ZM248 90V89H247ZM33 91H31V92H33ZM74 91V93L75 94H73L72 92ZM96 91V92H95ZM103 91V92H102ZM110 91V92H109ZM144 91H146V90H144ZM150 92V90L148 89L146 92ZM192 91H194V88H193V90ZM223 91H224V89H223ZM256 91V92H255ZM41 92V93H42ZM57 92V93H56ZM63 92V93H64ZM80 94H79V93ZM114 92V93H113ZM148 92V93H149ZM156 92V93H155ZM171 92V94H169ZM179 92V93H178ZM239 93V97H238V94L237 93ZM243 93V95H241L242 93ZM42 93V94H43ZM73 95H72V94ZM95 93V94H94ZM125 93V94H124ZM128 93V94H127ZM194 93V92H193ZM241 93V94H240ZM80 95V97H77V96H79ZM82 94V95H81ZM84 94V95H83ZM108 94V95H107ZM167 94V95H166ZM175 94V95H174ZM177 94H178V97H177ZM188 94V95H189ZM58 95V94H57ZM56 95V96H57ZM60 95H58V96H60ZM158 95H160V96H158ZM174 95V96H173ZM196 95V94H195ZM234 95V96H235ZM241 95V96H240ZM249 95H250V97H249ZM83 96V97H82ZM94 96V97H93ZM99 96H101L100 98H96V97H99ZM115 96V95H114ZM155 96H154V99H156L155 98ZM164 98H163V97ZM166 96H168V97H166ZM171 96L173 97V98H175L176 99V101H174L173 102V100H175V99H173L172 100V98H171ZM189 96V97H190ZM243 96V97H242ZM49 97H47V99H49ZM75 97V98H74ZM93 97V98H92ZM108 97V98H107ZM170 97V98H169ZM188 97V98H189ZM189 98L188 99V101H189V103H188V101H187V105L190 107L189 109H188V111H190V112H186V113H188V115L189 116H187V114H185L184 112H182V113H184L185 114V118H183V116H182V121L185 123L184 125H186L185 127H186V129L188 130V132L190 133V135L189 136H191L190 137V140H189V142H190V147H191V149H192V145H194V146H196V147H199V152L201 153V155L202 156H200V153H199V161H200V158H201V166H202V168L204 167V169H205V171L207 170L206 168H208L209 167V165L211 166V164H212V160H213V163L215 162L216 163V161H214V159H219L220 158V156H221V160H222V162H223V155L225 154V152L227 151L226 149H220V147H219V153H222V151L224 150V152H223V154L222 155H220V154H218V155H215V156H217V158H215V156H214V154L215 153H210V150L209 149H207L206 147H208V148H210L209 146H207V144L205 143V141L204 140H202L201 138L199 139L200 140V142H201V140H202V143L204 142L205 143V146H203V149H202V147H201V145H200V143L198 144V143H196V144H194L195 142H198L193 136L195 135V134H197L198 132L200 133V131H199V129H197L198 131H195L196 129H195V126H194V124H195V122L194 121H197L196 120V116H200V112H198V114L199 115H197L196 113H194L195 114V117H194V114H193V112H195V110L193 109V107H198V103H200V106L202 105V103L201 102H197L198 101V99H197V101H194V99L192 100V98L194 97H192V98ZM225 97V96H224ZM236 97H234V99L236 98ZM51 98H53V97H51ZM56 98H58V97H56ZM56 98H53V99H50V100H56ZM81 98V99H80ZM83 98V99H82ZM161 98V100H159ZM180 98V97H179ZM241 98V99H240ZM260 98V99H259ZM47 99H45L46 101H48ZM76 99H77V101H76ZM97 99V100H96ZM106 99V100H105ZM109 99V100H108ZM144 99V101H142ZM187 99V98H186ZM191 99V100H190ZM248 99H247V101H248ZM44 100V101H45ZM74 100V101H73ZM145 100H146V102H145ZM149 100V101H148ZM183 100V99H182ZM196 100V99H195ZM242 100V101H243ZM253 100V101H252ZM41 101H43V99L41 100ZM68 101V100H67ZM84 101V102H83ZM97 101V102H96ZM102 101L104 102V103H102ZM172 101V102H171ZM178 101V102H177ZM184 101V100H183ZM235 101V102H236ZM252 101V102H251ZM86 102V103H85ZM152 102H153V104H152ZM182 102V101H181ZM192 102L194 103V104H198V105H196V106H194V105H192ZM244 102H246V101H243V103ZM94 103V104H93ZM110 103V104H109ZM177 103H178V105H177ZM239 103V102H238ZM237 103V104H238ZM249 103V104H250ZM255 103V104H254ZM257 103V104H256ZM110 106H109V105ZM147 104V105H146ZM152 106H151V105ZM190 104V105H189ZM240 104V105H241ZM108 105V106H107ZM140 105H142V103L140 104ZM139 105V107H141ZM154 105V106H153ZM180 105V106H179ZM192 105V106H191ZM239 105V104H238ZM243 105V104H242ZM241 105V106H242ZM245 105H246V107H247V103L245 104L244 103V106L243 107H241V108H243V110L242 111H244L245 109H246V111H248L247 110V108H250V106L249 107H247V108H245ZM255 107H254V106ZM261 106V107H263V108H259V107H257V106ZM79 106V107H78ZM138 106V105H137ZM159 106H161V105H159ZM176 106V107H175ZM177 106H179V107H177ZM153 107V108H152ZM155 107V108H154ZM180 107L182 108L180 111H179V109H180ZM203 106H201V107H199V108H202ZM251 107V108H252ZM92 108V107H91ZM160 108V107H159ZM169 108H171V106H169ZM168 108V109H169ZM188 108V107H187ZM198 108V109H199ZM241 108H240V110H241ZM250 108V109H251ZM257 108H259V109H257ZM93 109V108H92ZM113 109V110H112ZM137 110L136 111H138V107L136 108ZM151 109V110H150ZM175 109V110H174ZM249 109V111L248 112H250V111H253V109L252 110H250ZM87 110V111H88ZM91 110V109H90ZM88 111V112H94V110H92V111ZM104 110V109H103ZM127 110V109H126ZM154 110V111H153ZM177 110V111H176ZM200 110V109H199ZM199 110H197V108H196V111H199ZM202 110V109H201ZM200 110V111H201ZM239 110V109H238ZM239 110V111H240ZM86 111V110H85ZM148 111V112H147ZM203 111V110H202ZM246 111H245V114H246ZM260 111L258 112V114H257V112L256 113H247V114H251L252 115V120H250L251 119V117L249 118L248 117V115L246 114V115H243L242 113V115L241 116H247L246 117V119H249L250 121H248V120H246L247 122H245V117H244V120L243 121H241L240 120V117H239V115H240V112H239V114H238V111H237V116L239 117V119L237 118V122H235L236 124H234L232 121H230L229 120V122H232L234 125H237L236 127H237V129H236V127L235 126H233V124H231V123H229V125L231 124L232 126V128H235L236 129V132H234V130L235 129H233V131H229V129H228V131L229 132H232V133H236V134H232V137H233V135H234V137L237 139L238 138V140H240V142H241V140H243V138L245 137L244 136V134L246 133V130H248L247 128L246 129H244V127L245 126H249V130L247 131V133L250 131V133L248 134V136L249 137H251L250 138V140L253 142L257 137V139H256V141H255V144H256V142H257V144H256V146H258V144H259V141H260V139H259V137L261 138V140L264 142V137H263V135H262V137H261V134H262V132L260 131V129H262V128H264V120L262 119V118H264V115L262 116V113L264 112V110H262V113H260ZM154 114H153V113ZM156 112V113H155ZM159 112V111H158ZM97 113V112H96ZM126 114H124L125 115V117H124V115L122 116V119L125 121V120H128V118H129V114H130V111L129 110H127V112H125ZM128 113V114H127ZM173 113V114H172ZM181 113V114H182ZM244 113V112H243ZM260 113V114H259ZM147 114V115H146ZM167 114H169L170 115V113L169 112H167ZM179 116H178V115ZM202 114H204V115H202L200 118H197V119H199L200 121H201V119H203V117L205 116V113H203L202 112ZM152 115H154L153 117H152ZM158 115H159V113H158ZM176 115V116H175ZM257 115H261L262 116V118H261V116H259V118H258V116ZM87 116V117H86ZM85 116V119H83V124L86 122L87 123V121H89L88 119H90V120H93V119H95V117H96V114L95 113H87V115ZM150 116L152 117L151 119H150ZM171 116V117H172ZM236 116V117H237ZM35 117V116H34ZM37 117V116H36ZM42 117V116H41ZM40 117V118H41ZM45 117V120H46V117L48 118L47 119V121L46 122H48V120L50 119V117L47 115V116H44ZM44 117H42L41 118V120L44 118ZM116 117V118H115ZM187 117H188V119H187ZM192 117V118H191ZM205 117H208L207 115L205 116ZM138 118H137V120H138ZM242 118V117H241ZM147 119V120H146ZM179 119H181V118H179ZM190 119V120H189ZM208 119L209 118H207V119H205L204 121H201V122H203V124H205L206 126H208V125H212V124H208L207 122H209L208 121ZM45 120H43L44 122H45ZM86 120V121H85ZM155 120V119H154ZM176 120H178V119H176ZM187 120H189L190 121V123H189V121H187ZM194 120V121H193ZM210 121H211V119H209ZM228 120V119H227ZM236 120V119H235ZM239 120V121H238ZM254 120V121H253ZM42 121V122H43ZM151 121V122H150ZM185 121H187V122H185ZM207 121V122H206ZM216 122H217V120H215ZM223 121H225V119H223ZM262 122L261 123V125L263 126L262 128H261V126H260V122ZM200 122V123H201ZM212 122H214V121H212ZM215 122V123H216ZM256 122V123H255ZM111 123H113L112 121H111ZM145 123H147V124H145ZM159 123V122H158ZM192 123V124H191ZM199 122L197 121V123L195 124V125H197ZM199 123V124H200ZM210 123V122H209ZM218 123H219V121H218ZM224 123V122H223ZM222 123V121L220 122V124L222 125L223 124ZM227 123V121H225V123L224 124H226ZM242 123V124H241ZM247 123V124H246ZM117 124H119V123H117ZM145 124V125H144ZM152 124L154 125V126H152ZM189 124H191L192 125V127L189 125ZM228 124V123H227ZM227 124L225 125V127H223V128H221L222 126H219V128H218V126H216V125H219V124H217L216 123V127L218 128V130H216V129H212L213 130V132H215V131H219V134L217 133V135L221 138V136L220 135H222V136H224V135H226L227 133H228V135H227V138L226 139H228V136H229V132L227 131V128L229 127L230 128V126H228V127H226L227 126ZM245 124V125H244ZM142 125V126H141ZM243 125H244V127H243ZM256 125V126H255ZM117 126V125H116ZM116 126H114V124H113V127H116ZM146 126V127H145ZM149 126V127H148ZM151 126H152V128H151ZM194 126V127H193ZM212 126H214V125H212ZM214 126V127H215ZM253 126H255V127H253ZM191 127V128H190ZM243 127V130L241 129ZM138 128V127H137ZM150 128V129H149ZM161 128V127H160ZM190 128V129H189ZM196 128H198L197 126H196ZM213 128V127H212ZM222 130H221V129ZM258 128V129H257ZM145 129H147V130H145ZM153 129V130H152ZM159 129V128H158ZM194 129V130H193ZM220 129V130H219ZM140 130V129H139ZM154 130H156L155 132H154ZM163 129L161 128V131H162ZM186 130V131H187ZM189 130H191V131H189ZM232 130V129H231ZM245 130V131H244ZM258 131V133H257V131ZM262 130H264V129H262ZM166 131V130H165ZM194 131V132H193ZM243 131L245 132L244 134H242L243 133ZM255 131V132H254ZM140 132V131H139ZM138 132V133H139ZM153 132H154V134H153ZM173 133L175 132L176 133V131H172ZM227 132V133H226ZM242 132V133H241ZM259 132L261 133L260 134V136H259ZM161 133H163L164 134V130L161 132ZM188 133V134H189ZM191 133H192V135H191ZM246 133V134H247ZM264 133V132H263ZM156 134V135H155ZM201 134V133H200ZM215 134H216V132H215ZM231 134H230V136L229 137H231ZM250 134H251V136H250ZM165 135V134H164ZM175 135V134H174ZM197 135H199V134H197ZM196 135V136H197ZM244 137H243V136ZM255 137H254V136ZM176 136V135H175ZM241 136V137H240ZM253 136V137H252ZM200 137V136H199ZM199 137H196L197 139L199 138ZM202 137V136H201ZM226 137V136H225ZM225 137H224V139H225ZM255 138V139H254ZM222 139V138H221ZM224 139H222V140H224ZM225 139V140H226ZM230 139H232V138H230ZM259 139V140H258ZM194 140H195V142H194ZM238 140H237V143H239L238 142ZM234 141H235V139H234ZM192 142H194L193 144H192ZM177 143H174V146H175V148L174 149H176L175 150V152L177 151V149H178V144L176 145ZM253 144H254V142H253ZM197 145H199V146H197ZM220 145H222L223 147L225 146V145H223V144H219V146ZM194 146H193V148H194ZM255 146V145H254ZM254 146H253V149H254ZM147 147V148H146ZM177 147V148H176ZM196 147L194 148V151H195V149H196ZM226 147V146H225ZM259 147V146H258ZM143 148V146L141 147V149ZM144 148H146V149H142V150H144L145 152H147V154L149 153H154L155 152V147H153V144H152V142H151V144L150 143H148V146H145ZM239 148H241V147H238V149ZM257 147H255V149H256ZM168 149H170L169 147H168ZM172 149V148H171ZM180 149V148H179ZM179 149H178V151H179ZM210 149H212V148H210ZM254 149V150H255ZM209 150V151H208ZM226 150V151H225ZM257 150V149H256ZM255 150V151H256ZM143 151V152H144ZM170 151V150H169ZM174 151V150H173ZM172 151V152H173ZM182 151V153H180V155H184V153H183V150L181 149L179 152H181ZM203 151H204V153H203ZM207 154H206V153ZM212 152H216V150L214 151V148H213V150H212ZM218 152V151H217ZM174 153V152H173ZM177 153V152H176ZM176 153H174L172 156H176L177 157V155H176ZM191 155H190V154ZM187 152V153H185V156H187L186 158H187V163H188V165H190V166H195L196 164H197V166H195L194 167V169L192 168V169H190V167L188 166H186V164H184V165H182L183 163L182 162H179V161H176V160H178V159H176L175 160V156L172 158L173 159V165L174 166H176L177 164H181V166H184V167H187V170L189 169L190 171H192V170H198V164H200V162L198 163L196 160H194V159H196V158H194V157H196L195 156V153L193 152V150H191V152ZM194 155H193V154ZM209 153V154H208ZM151 154V155H152ZM178 155H179V153H178ZM182 155V156H183ZM208 155V156H207ZM211 155H213V156H211ZM220 155V156H219ZM226 155H229V152L227 151V153H226ZM189 156V157H188ZM193 156V157H192ZM213 157V159H211V158H209L211 161H208V158H206L205 159V157ZM218 156H219V158H218ZM225 156V155H224ZM177 158H181V157H177ZM191 158V159H190ZM219 159V160H220ZM226 159H227V156H226ZM190 160V161H189ZM208 162H207V161ZM218 160V161H219ZM220 160V161H221ZM177 162V164H176V162ZM175 162V163H174ZM179 162V163H178ZM210 162V163H209ZM207 163V164H206ZM209 163V164H208ZM147 165H150L149 164V162H147L146 163ZM146 164H142V166L143 167H145L146 166ZM157 167H159L158 166V164H155ZM155 165H154V167H155ZM177 166H179V165H177ZM176 166V167H177ZM147 167V166H146ZM146 167H145V170H146ZM182 168V167H181ZM180 168V169H181ZM210 168V167H209ZM209 168H208V170H209ZM178 169V168H177ZM186 169V168H185ZM179 170V169H178ZM187 170H185V171H187ZM201 170H203V169H201ZM147 171V170H146ZM176 171V170H175ZM175 171H174V173H175ZM185 171H182L181 173L184 175V174H186V172ZM189 171V172H190ZM172 172V171H171ZM171 172H169V173H171ZM177 172V171H176ZM168 173V174H169ZM173 173V172H172ZM174 173H173V175H174ZM178 173H179V171H178ZM170 175H172V174H170ZM175 175H177V173L175 174ZM182 175V176H183ZM188 175H190V174H188ZM167 176V175H166ZM165 176V177H166ZM169 176V175H168ZM191 176V175H190ZM184 177V179H185V182H183V183H187L188 181H187V178H185V177H187V176H183ZM183 177H181V181H184V180H182L183 179ZM167 178V177H166ZM173 178H176V176L175 177H173ZM148 180H150V179H148ZM158 180V179H157ZM157 180L155 179V181L154 180H152V181H154V182H157ZM189 180V179H188ZM206 180H209V179H206ZM151 180L149 181V182H152ZM187 181V182H186ZM211 182V181H210ZM212 183V182H211ZM254 183V182H253ZM252 183V184H253ZM208 184H210L209 182H208ZM211 186H212V184H210ZM240 185V184H239ZM256 185V186H255ZM258 184H253V185H251L252 187L251 188H249L250 189V192H249V194H245L244 195V193H241L240 191V193L239 192H236V194H234V197L233 198H235L236 197V199L238 200H236L237 201V203H235V206H237V204L239 203V205L236 207V209L238 210V209H240L239 208V206H240V204L241 205H243V206H240V207H246L245 206V203H246V201H247V203H249L250 205H253L254 206V210H256L257 211V213L259 214V217L260 218H262V217H264V206H260L261 204L259 203V201H256V200H260V201H262L263 200V202H264V197H263V193H264V190H261L260 191V186L258 187L257 186ZM241 186V188H242V185H240ZM254 186V187H253ZM250 187V186H249ZM240 188V187H239ZM256 188V189H255ZM262 189V188H261ZM157 190H159V188H157ZM157 190H155V192H152V195H149V196H151V198H155V199H164V200H168V199H170L171 197L172 198H174L175 196L173 195V194H167V192H165L164 190H166V189H163V191H164V194H163V192L160 190L159 191V193L157 192ZM240 190V189H239ZM252 190V191H251ZM263 191V192H262ZM162 192V193H161ZM243 192V191H242ZM259 192V193H258ZM169 193V192H168ZM253 193V194H252ZM238 194H240V196L238 195ZM243 194V195H242ZM259 194H260V196H259ZM153 195L155 196V197H153ZM166 195V196H165ZM254 197H253V196ZM184 196V195H183ZM182 196V197H183ZM238 196V197H237ZM244 196V197H243ZM251 196V197H250ZM258 196V197H257ZM261 196L263 197L262 198V200L260 199L261 198ZM231 197V196H230ZM230 197L228 196V198L230 199ZM247 197V198H246ZM256 197H257V199H256ZM243 201H242V200ZM253 199V200H252ZM235 200V199H234ZM245 201V202H244ZM186 203V202H185ZM233 203V202H232ZM233 203V204H234ZM246 203V204H247ZM257 204V205H256ZM184 205H186V204H184ZM248 205V204H247ZM250 205H248V206H250ZM187 207H188V205H186ZM185 206V207H186ZM253 206H250V207H252L251 209H252V211H253ZM234 207V205L232 206V208ZM189 208V207H188ZM186 209L187 210V215H188V218H193L194 216H193V212H192V210L190 209V213H188L189 212V209ZM231 208V209H232ZM260 208V209H259ZM235 209V207H234V210H236ZM233 209H232V211H234ZM236 210V212H235V215H236V213H238L239 214V216L237 217V218H239L241 215H243L242 214V212L243 211H241V209L240 210H238L237 211ZM243 210V209H242ZM239 212H241V214L239 213ZM254 212V211H253ZM261 212V213H260ZM179 214V213H178ZM181 214V213H180ZM255 214H256V212H255ZM174 215V214H173ZM175 216V215H174ZM181 217H182V215H180ZM190 216V217H189ZM237 216V215H236ZM172 217V216H171ZM179 217V215H177V218H176V216H175V218L173 219V217H172V219L173 220H175V219H179L178 218ZM241 218V217H240ZM259 218V220H261ZM181 219V218H180ZM257 219H258V217H257ZM262 220H264V219H262ZM183 221V220H182ZM181 221V223L183 224L182 226H180L181 227V230L183 231V229L184 228H192L193 229V225H189V223H183ZM179 223V222H178ZM186 226V227H185ZM191 226V227H190ZM177 227V226H176ZM180 227H177V229L178 230H180ZM194 230V229H193Z\"/></svg>",
    "mask_w": 264,
    "mask_h": 264
}]
</instances>
